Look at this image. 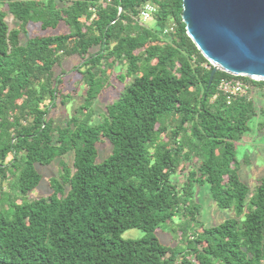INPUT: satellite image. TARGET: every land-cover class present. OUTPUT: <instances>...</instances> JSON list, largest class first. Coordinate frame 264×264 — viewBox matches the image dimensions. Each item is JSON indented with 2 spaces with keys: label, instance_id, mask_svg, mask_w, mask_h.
<instances>
[{
  "label": "trees",
  "instance_id": "obj_1",
  "mask_svg": "<svg viewBox=\"0 0 264 264\" xmlns=\"http://www.w3.org/2000/svg\"><path fill=\"white\" fill-rule=\"evenodd\" d=\"M147 2L158 7L152 27L140 20ZM182 12L183 0H0V264H264V178L251 192L237 156L264 81L241 77L252 89L231 104L219 92L231 75L217 72L208 88L212 65ZM34 24L69 31L32 36ZM72 56L86 95L59 124L48 117L64 82L57 68ZM120 67L119 98L94 124L99 78L109 84L106 70ZM105 140L112 153L99 162ZM70 152L73 166L62 163L50 193L30 199L38 166ZM197 186L235 217L206 227ZM176 218L184 247L157 237ZM133 229L144 236L124 239Z\"/></svg>",
  "mask_w": 264,
  "mask_h": 264
},
{
  "label": "rangeland",
  "instance_id": "obj_2",
  "mask_svg": "<svg viewBox=\"0 0 264 264\" xmlns=\"http://www.w3.org/2000/svg\"><path fill=\"white\" fill-rule=\"evenodd\" d=\"M5 20L10 29L20 27V23L16 21L11 14H8ZM144 23L152 27L154 25V20L148 19ZM68 31V27L63 24L56 30H42L39 24H34L30 27L32 36L40 37L54 33H66ZM25 40L26 37L22 34V43H24ZM80 65L81 59L78 56H72L67 58L64 62V65L62 66L63 70L62 68H57V72L63 74L62 78L64 82L60 87L62 92L58 95L56 107L50 109L48 117L54 119L59 124H65L74 113V110L83 104L87 87L81 80L80 74H78V68ZM106 71L107 75L112 74V77L109 84L105 81L102 82L101 79H104L105 77L99 78V83H103L104 90L94 101L92 106L94 115L91 119L94 124L102 121V115L106 112V107L118 100L119 94L124 87L123 83L116 77V75L124 72L121 67L114 69V71H111L110 69ZM111 84L115 87H110ZM63 94H67L66 96L68 97V99H65V103L63 102ZM252 100L255 101L257 116L250 123V131L240 142L237 143V156L241 162L239 174L251 192L254 191V189L260 184V181L264 178V93L253 97ZM98 149L99 162L107 159L112 153V145L107 140L99 143ZM62 163H66L72 167L74 163V152H70L63 157L56 159L48 166H38V170L42 174L43 180L38 188L28 196L30 199L35 200L40 197H46L50 193V180L60 175ZM173 179L175 183L182 185L186 180V177L180 172ZM15 200V202L19 204L22 201L19 197ZM194 201L196 204H199L201 208L199 219L206 227L218 225L229 218L235 217L234 209H222L218 207L217 204L211 200L209 193L204 187H195ZM181 222H183L182 219L176 218L175 222L163 225L157 233L159 240L164 244L184 247L187 244L186 236L188 234H183L182 230L179 228ZM189 224L191 225L190 221ZM198 231H201V229H198ZM143 236L144 232L138 229L128 230L123 234L124 239L131 240L140 239Z\"/></svg>",
  "mask_w": 264,
  "mask_h": 264
},
{
  "label": "water",
  "instance_id": "obj_3",
  "mask_svg": "<svg viewBox=\"0 0 264 264\" xmlns=\"http://www.w3.org/2000/svg\"><path fill=\"white\" fill-rule=\"evenodd\" d=\"M182 21L212 64L208 88L217 72L264 81V0H183Z\"/></svg>",
  "mask_w": 264,
  "mask_h": 264
},
{
  "label": "built area",
  "instance_id": "obj_4",
  "mask_svg": "<svg viewBox=\"0 0 264 264\" xmlns=\"http://www.w3.org/2000/svg\"><path fill=\"white\" fill-rule=\"evenodd\" d=\"M146 5H151L152 7H155L157 10L151 12L147 17H145L142 14L148 12V9L145 7ZM157 11H158V7L155 4L151 2H147L141 9L140 20L142 22H145L148 19H153V16L157 13ZM173 30H174V25L165 29V34H168ZM251 80L259 81L257 79H251ZM251 89L252 86L239 76H231L230 78H225L221 81L219 85V92L226 97L228 104H231V102L237 97H248Z\"/></svg>",
  "mask_w": 264,
  "mask_h": 264
},
{
  "label": "clouds",
  "instance_id": "obj_5",
  "mask_svg": "<svg viewBox=\"0 0 264 264\" xmlns=\"http://www.w3.org/2000/svg\"><path fill=\"white\" fill-rule=\"evenodd\" d=\"M145 7L148 9V12L147 13L142 14L145 17H147L151 12H154V11L157 10L155 7H152L151 5H146Z\"/></svg>",
  "mask_w": 264,
  "mask_h": 264
}]
</instances>
